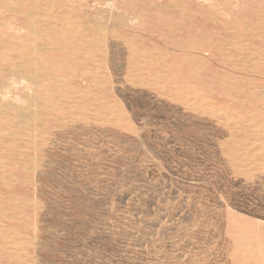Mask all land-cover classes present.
Returning a JSON list of instances; mask_svg holds the SVG:
<instances>
[{
  "label": "rangeland",
  "instance_id": "obj_1",
  "mask_svg": "<svg viewBox=\"0 0 264 264\" xmlns=\"http://www.w3.org/2000/svg\"><path fill=\"white\" fill-rule=\"evenodd\" d=\"M120 1L0 0V263L264 264V0Z\"/></svg>",
  "mask_w": 264,
  "mask_h": 264
},
{
  "label": "bare ground",
  "instance_id": "obj_2",
  "mask_svg": "<svg viewBox=\"0 0 264 264\" xmlns=\"http://www.w3.org/2000/svg\"><path fill=\"white\" fill-rule=\"evenodd\" d=\"M2 1H4V0H2ZM21 1V0H20ZM34 1V0H33ZM51 1V0H50ZM54 1V0H53ZM77 1V0H76ZM120 1V0H119ZM139 1V0H138ZM200 0H198L197 2H199ZM204 1V0H203ZM218 1V0H217ZM224 1V0H223ZM222 1V2H223ZM234 1V0H233ZM247 1V0H246ZM260 1V0H259ZM27 2V1H26ZM58 2V1H57ZM64 2V1H63ZM121 2V1H120ZM142 2H143V0H142ZM146 2V1H145ZM206 2V1H205ZM220 2V1H219ZM221 2V3H222ZM249 2V1H248ZM247 2V3H248ZM256 2V1H255ZM42 3V2H41ZM61 3V2H60ZM67 3V2H66ZM172 3V2H171ZM210 3V2H209ZM212 3V2H211ZM210 3V4H211ZM256 3H258V2H256ZM58 4V3H57ZM68 4H70V3H67V5ZM148 4V3H147ZM152 4V3H151ZM166 4V3H165ZM187 4V3H186ZM205 4V3H204ZM203 4V5H204ZM218 4V3H217ZM1 5H3V4H1ZM17 5V4H16ZM23 5V4H22ZM65 5V4H64ZM73 5V4H72ZM81 5V4H80ZM128 5V4H127ZM138 5H140V3L138 4ZM167 5V4H166ZM215 5V4H214ZM7 6V5H6ZM6 6H5V8H6ZM21 6V5H20ZM70 6H71V4H70ZM77 6V5H76ZM108 6V5H107ZM125 6V5H124ZM142 6H145V5H142ZM149 6V5H148ZM213 6V5H212ZM216 6V5H215ZM229 6V5H228ZM251 6V5H250ZM255 6V5H254ZM147 7V6H146ZM187 7V6H186ZM224 7V6H223ZM233 7V6H232ZM249 7V6H248ZM260 7V6H259ZM59 8V7H58ZM66 8V7H65ZM78 8V7H77ZM142 8V7H141ZM191 8V7H190ZM201 8V7H200ZM208 8V7H207ZM222 8V7H221ZM234 8V7H233ZM68 9V8H67ZM136 9V8H135ZM195 9V8H194ZM197 9H198V7H197ZM214 9V8H213ZM24 10V9H23ZM45 10V9H44ZM59 10H60V8H59ZM58 10V11H59ZM77 10V9H76ZM75 10V11H76ZM84 10V9H83ZM82 10V11H83ZM86 10V9H85ZM241 10V9H240ZM261 10V9H260ZM74 11V12H75ZM81 11V10H80ZM87 11V10H86ZM149 11V10H148ZM164 11H166V10H164ZM242 11V10H241ZM244 11V10H243ZM68 12H69V9H68ZM162 12V11H161ZM174 12V11H173ZM218 12V11H217ZM233 12V11H232ZM240 12V11H239ZM261 12V11H260ZM30 13V12H29ZM81 13V12H80ZM159 13V12H158ZM157 12L155 13V14H158ZM168 13V12H167ZM222 13H224V12H222ZM234 13L235 12H233V15H234ZM241 13V12H240ZM247 13V12H246ZM49 14H50V12H49ZM53 14V13H52ZM60 14H62V13H60ZM64 14V13H63ZM62 14V15H63ZM238 14V13H237ZM3 15V14H2ZM20 15H22L21 13H20ZM71 15V14H70ZM185 15V14H184ZM219 15H221V14H219ZM230 15H232V14H230ZM13 16V15H12ZM50 16V15H49ZM84 16V15H83ZM82 16V17H83ZM165 16V15H164ZM168 16V15H167ZM175 16H176V14H175ZM207 16V15H206ZM225 16H226V13H225ZM236 16V15H235ZM1 17H3L4 18V16H1ZM35 17V16H34ZM69 17V16H68ZM104 17V16H103ZM162 17V16H161ZM170 17V16H169ZM208 17V16H207ZM232 17V16H231ZM242 17H244V16H242ZM246 17H248V16H246ZM253 17V16H252ZM258 17V16H257ZM2 18V19H3ZM17 18V17H16ZM44 17H42V19H43ZM51 18H52V16H51ZM58 18V17H57ZM62 18V17H61ZM71 18V17H70ZM70 18H69V20H70ZM150 18V17H149ZM224 18V17H223ZM250 18V17H249ZM10 19V18H9ZM20 19V18H19ZM39 19V18H38ZM41 19V18H40ZM39 19V20H40ZM50 19V18H49ZM49 19H47V20H49ZM53 19V18H52ZM63 19H65V18H63ZM154 19V18H153ZM153 19H152V21H153ZM164 19H165V17H164ZM192 19V18H191ZM200 19H201V16H200ZM242 19V18H241ZM4 20H6V19H4ZM3 20V21H4ZM151 20V19H150ZM156 20V19H155ZM194 20V19H193ZM209 20V19H208ZM222 20V19H221ZM227 20H229V19H227ZM239 20V19H238ZM254 20V19H253ZM56 21V20H55ZM72 21V20H71ZM74 21V20H73ZM76 21V20H75ZM147 21V20H146ZM181 21V20H180ZM183 21V20H182ZM245 21V20H244ZM69 22V21H68ZM162 22V21H161ZM174 22V21H173ZM186 22V21H185ZM189 22V21H188ZM191 22V21H190ZM199 22V21H198ZM205 22V21H204ZM213 22V21H212ZM226 22H228V21H226ZM249 22V21H248ZM258 22V21H257ZM76 23H78L77 21H76ZM151 23H153V22H151ZM155 23V22H154ZM164 23V22H163ZM184 23V22H183ZM192 23V22H191ZM245 23H246V21H245ZM72 24V23H71ZM74 24V23H73ZM80 24V23H79ZM193 24V23H192ZM199 24V23H198ZM234 24H235V22H234ZM234 24H232V25H234ZM240 24V23H239ZM249 24V23H248ZM29 25V24H28ZM178 25V24H177ZM194 25V24H193ZM197 25V24H196ZM218 25V24H217ZM250 25V24H249ZM160 26V25H159ZM207 26V25H206ZM206 26H204V27H206ZM214 26V25H213ZM10 27V26H9ZM186 27H188V25L186 26ZM190 27V26H189ZM194 27V26H193ZM200 27V26H199ZM219 27V26H218ZM27 28V27H26ZM25 28V29H26ZM65 28V27H64ZM66 28H68V27H66ZM83 28V27H82ZM196 28V27H195ZM256 28V27H255ZM254 28V29H255ZM9 29H11V28H9ZM16 29V28H15ZM21 29V28H20ZM24 29V28H23ZM43 29V28H42ZM101 29V28H100ZM103 29V28H102ZM125 29H126V27H125ZM128 29V28H127ZM137 29V28H136ZM159 29V28H158ZM199 29H201V27L199 28ZM208 29V28H207ZM225 29V28H224ZM245 29V28H244ZM19 30V29H18ZM47 30V29H46ZM52 30V29H51ZM55 30V29H54ZM130 30V29H129ZM146 30V29H145ZM150 30V29H149ZM177 30V29H176ZM198 30V29H197ZM202 30H204V29H202ZM216 30V29H215ZM223 30V29H222ZM246 30V29H245ZM249 30V29H248ZM77 31V30H76ZM80 31V30H79ZM178 31V30H177ZM181 31V30H180ZM196 31V30H195ZM194 31V32H195ZM201 31V30H200ZM211 31V30H210ZM213 31V30H212ZM253 31V30H252ZM251 31V32H252ZM255 31V30H254ZM15 32V31H14ZM19 32H21V31H19ZM22 32H23V30H22ZM57 32H60V31H57ZM67 33H68V31H66ZM101 32V31H100ZM102 32H103V30H102ZM123 32V31H122ZM140 32V31H139ZM147 32V31H146ZM198 32V31H197ZM202 32V31H201ZM215 32V31H214ZM213 32V33H214ZM223 32V31H222ZM256 32H257V30H256ZM11 33V32H10ZM17 33V32H16ZM70 33V32H69ZM72 33V32H71ZM143 33H145V32H143ZM180 33V32H179ZM186 33V32H185ZM196 33V32H195ZM212 33V32H211ZM226 33V32H225ZM242 33V32H241ZM253 33H255V32H253ZM61 34H63V33H61ZM66 34V33H65ZM64 34V35H65ZM125 34V33H124ZM133 34V33H132ZM149 34V33H148ZM201 34V33H200ZM240 34V33H239ZM243 34V33H242ZM105 35V34H104ZM103 35V36H104ZM123 35V34H122ZM139 35H140V33H139ZM156 35H158V34H156ZM183 35V34H182ZM193 35V34H192ZM227 35V34H226ZM230 35V34H229ZM249 35V34H248ZM11 36V35H10ZM20 36V35H19ZM23 36V35H22ZM102 36V37H103ZM106 36V35H105ZM179 36H180V34H179ZM184 36V35H183ZM182 36V37H183ZM245 36V35H244ZM250 36V35H249ZM25 37V36H24ZM64 37V36H63ZM69 37V36H68ZM70 37H72V36H70ZM78 37V36H77ZM130 37V36H129ZM144 37H147V36H144ZM192 37V36H191ZM199 37V36H198ZM235 37V36H234ZM246 37V36H245ZM263 37V36H262ZM9 38H11V37H9ZM150 38V37H149ZM158 38H160V36L158 37ZM187 37H185V39H186ZM20 39V38H19ZM85 39H87V38H85ZM102 39V38H101ZM145 39V38H144ZM152 39H154V38H152ZM189 39H190V37H189ZM252 39V38H251ZM13 40V39H12ZM16 40H17V38H16ZM76 40V39H75ZM103 40H105L104 38H103ZM135 40V39H134ZM138 40V39H137ZM9 41V40H8ZM24 41V40H23ZM32 41V40H31ZM95 41V40H94ZM147 41V40H146ZM166 41H167V39H166ZM27 42H28V40H27ZM58 42V41H57ZM114 42V41H113ZM150 42V41H149ZM161 42V41H160ZM186 42V41H185ZM225 42V41H224ZM223 42V43H224ZM250 42V41H249ZM254 42V41H253ZM16 43V42H15ZM18 43V42H17ZM19 43H21V42H19ZM66 43V42H65ZM74 43H76V42H74ZM105 43V42H104ZM142 43V42H141ZM153 43V42H152ZM162 43H163V41H162ZM165 43V42H164ZM184 43V42H183ZM222 43V44H223ZM23 44V43H22ZM28 44V43H27ZM34 44V43H33ZM85 44H86V42H85ZM85 44H83V45H85ZM90 44V43H89ZM100 44H103V43H100ZM115 44V43H114ZM133 44V43H132ZM172 44V43H171ZM250 44V43H249ZM255 44V43H254ZM261 44V43H260ZM14 45V44H13ZM19 45V44H18ZM31 45V44H30ZM156 45V44H155ZM224 45V44H223ZM8 46V45H7ZM20 46V45H19ZM48 46V45H47ZM56 46V45H55ZM67 46V45H66ZM82 46V45H81ZM91 46V45H90ZM157 46V45H156ZM163 46V45H162ZM176 46V45H175ZM10 47V46H9ZM8 47V48H9ZM17 47V46H16ZM84 47V46H83ZM86 47H88V46H86ZM164 47H165V45H164ZM106 48V47H105ZM20 49V48H19ZM66 49V48H65ZM159 49V48H158ZM10 50H11V47H10ZM107 50V49H106ZM172 50V49H171ZM197 50V49H196ZM202 50V49H201ZM235 50V49H234ZM252 50V49H251ZM6 52H7V50H5ZM129 51H131V50H129ZM165 51V50H164ZM192 51V50H191ZM33 52V51H32ZM81 52H83V51H81ZM196 52V51H195ZM233 52V51H232ZM13 53H14V51H13ZM12 53V54H13ZM39 53V52H38ZM80 53V52H79ZM96 53V52H95ZM99 53V52H98ZM130 53V52H129ZM24 54V53H23ZM30 54V53H29ZM42 54V53H41ZM72 54H73V52H72ZM76 54V53H75ZM83 54V53H82ZM87 54V56L89 55L88 53H86ZM186 54V53H185ZM196 54V53H195ZM253 54V53H252ZM0 55H1V53H0ZM15 55V54H14ZM37 55H39V54H37ZM47 55V54H46ZM51 55V54H50ZM60 55V54H59ZM215 55V54H214ZM6 56V55H5ZM12 56V55H11ZM24 56V55H23ZM29 56V55H28ZM53 56H54V54H53ZM56 56V55H55ZM79 56V55H78ZM83 56V55H82ZM165 56H167V55H165ZM177 56V55H176ZM184 56V55H183ZM204 56V55H203ZM216 56V55H215ZM220 56V55H219ZM244 56V55H243ZM4 57V56H3ZM21 57V56H20ZM40 57V56H39ZM44 57H45V55H44ZM48 57V56H47ZM136 57V56H135ZM208 57V56H207ZM207 57H205V58H207ZM5 58H7V56L5 57ZM23 58V57H22ZM63 58V57H62ZM10 59V58H9ZM12 59V58H11ZM91 59V58H90ZM140 59V58H139ZM172 59H174V58H172ZM226 59V58H225ZM5 60V59H4ZM14 61H15V59H13ZM46 60V59H45ZM49 60V59H48ZM78 60V59H77ZM80 60V59H79ZM169 60V59H168ZM18 61V60H17ZM22 61V60H21ZM27 61V60H26ZM53 61V60H52ZM75 61V60H74ZM217 61V60H216ZM8 62H10V61H8ZM13 62V61H12ZM36 62V61H35ZM96 62V61H95ZM173 63H174V61H173ZM181 63V62H180ZM217 63V62H216ZM7 64V63H6ZM17 64V63H16ZM35 64V63H34ZM33 64V65H34ZM42 64V63H41ZM211 64H212V61H211ZM262 64V63H261ZM20 65H22V64H20ZM32 65V66H33ZM67 65V64H66ZM73 65V64H72ZM94 65V64H93ZM213 65V64H212ZM215 65V64H214ZM5 66V65H4ZM7 66V65H6ZM29 67H30V65H28ZM56 66V65H55ZM69 66V65H68ZM77 66H79V65H77ZM111 66V65H110ZM184 66V65H183ZM186 66V65H185ZM261 66V65H260ZM25 67V66H24ZM28 67V68H29ZM44 67V66H43ZM53 67V66H52ZM212 67V66H211ZM217 67V66H216ZM19 67H17V69H18ZM22 68V67H21ZM117 68H118V66H117ZM221 68V67H220ZM225 68V67H224ZM232 68V67H231ZM230 68V69H231ZM42 68H40V70H41ZM93 69V68H92ZM214 69H215V67H214ZM219 69V68H218ZM230 69H228V70H230ZM5 70H6V68H5ZM13 70H14V68H13ZM26 70V69H25ZM115 70V69H114ZM36 71H38V70H36ZM43 71V70H42ZM45 71H47V70H45ZM97 71V70H96ZM176 71V70H175ZM218 71V70H217ZM216 71V72H217ZM233 71V70H232ZM49 72V71H48ZM104 72V71H103ZM6 73V72H5ZM12 73H14V72H12ZM12 73H10V74H12ZM76 73H78V72H76ZM80 73V72H79ZM78 73V74H79ZM82 73V72H81ZM186 73V72H185ZM189 73V72H188ZM191 73V72H190ZM210 73H211V71H210ZM233 73V72H232ZM235 73V72H234ZM233 73V74H234ZM21 74H23V73H21ZM32 74V73H31ZM52 74V73H51ZM106 74V73H105ZM177 74V73H176ZM193 74V73H192ZM205 74V73H204ZM214 74V73H213ZM239 73H237V76H239L238 75ZM245 74V73H244ZM247 74V73H246ZM16 75V74H15ZM14 75V76H15ZM38 75V74H37ZM50 75V74H49ZM70 75V74H69ZM82 75H84V74H82ZM81 75V76H82ZM86 75V74H85ZM89 75V74H88ZM190 75V74H189ZM202 75H203V73H202ZM222 75V74H221ZM228 75V74H227ZM12 76V75H11ZM21 76H23V75H21ZM45 76V75H44ZM43 76V77H44ZM74 76V75H73ZM181 76H182V74H181ZM207 76V75H206ZM243 76H247V75H243ZM24 77V76H23ZM26 77V76H25ZM30 77V76H29ZM78 77V76H77ZM122 77V76H121ZM192 77V76H191ZM194 77V76H193ZM192 77V78H193ZM228 77V76H227ZM239 77H242V76H239ZM30 78H32V77H30ZM51 78V77H50ZM181 78V77H180ZM191 78V79H192ZM202 78V77H201ZM211 79H212V77H210ZM214 78H216L215 76H214ZM222 78V77H221ZM221 78H219V79H221ZM229 78V77H228ZM231 78V77H230ZM232 78H234V77H232ZM256 78V77H255ZM53 79V78H52ZM86 79H88V78H86ZM146 79V78H145ZM10 80H12V79H10ZM36 80V79H35ZM90 80V79H89ZM124 80V79H123ZM149 80V79H148ZM156 80V79H155ZM177 80V79H176ZM216 80V79H215ZM260 80V79H259ZM264 80V79H263ZM28 81V80H27ZM26 81V82H27ZM30 81V80H29ZM37 81V80H36ZM152 81V80H151ZM199 81V80H198ZM213 81V80H212ZM217 81V80H216ZM237 81V80H236ZM4 82V81H3ZM13 82V81H12ZM23 82H25V81H23ZM31 82V81H30ZM156 82V81H155ZM190 82V81H189ZM214 82V81H213ZM230 82V81H229ZM228 82V83H229ZM67 83V82H66ZM84 83V82H83ZM179 83V82H178ZM220 83V82H219ZM79 84V83H78ZM91 84V83H90ZM193 84V83H192ZM195 84V83H194ZM209 84V83H208ZM240 84V83H239ZM245 84V83H244ZM6 85V84H5ZM13 85H14V83H13ZM108 85V84H107ZM199 85V84H198ZM241 85V84H240ZM257 85V84H256ZM117 86V85H116ZM179 86V85H178ZM202 86V85H201ZM213 86H214V84H213ZM216 86H217V84H216ZM258 86H259V84H258ZM207 87V86H206ZM229 87H231V86H229ZM228 87V88H229ZM242 87V86H241ZM8 88V87H7ZM27 88V87H26ZM118 88V87H117ZM204 88V87H203ZM212 88V87H211ZM214 88V87H213ZM232 88H233V86H232ZM17 89H18V87H17ZM43 89V88H42ZM215 89V88H214ZM8 90V89H7ZM58 90V89H57ZM135 90V89H134ZM257 90V89H256ZM56 91V90H55ZM60 91V90H59ZM205 91H207V90H205ZM218 91V90H217ZM222 91V90H221ZM225 91V90H224ZM230 91V90H229ZM159 92V91H158ZM245 92V91H244ZM258 92V91H257ZM260 92V91H259ZM1 93V92H0ZM8 93V92H7ZM29 93V92H28ZM32 93V92H31ZM57 93V92H56ZM77 93V92H76ZM88 93V92H87ZM148 93V92H147ZM161 93V92H160ZM242 93V92H241ZM9 94V93H8ZM30 94V93H29ZM62 94V93H61ZM73 94V93H72ZM75 94V93H74ZM121 94V93H120ZM139 94V93H138ZM209 94V93H208ZM214 94V93H213ZM232 94V93H231ZM230 94V95H231ZM246 94H248V93H246ZM250 94V93H249ZM45 95V94H44ZM82 96H83V94H81ZM205 95H206V93H205ZM221 95V94H220ZM250 95H252V94H250ZM112 96V95H111ZM171 96V95H170ZM235 96V95H234ZM249 96V95H248ZM0 97H1V95H0ZM209 97V96H208ZM233 97V96H232ZM238 97H240V96H238ZM8 98H9V95H8ZM104 98V97H103ZM116 98V97H115ZM153 98V97H152ZM250 98V97H249ZM2 99V98H1ZM21 99V98H20ZM20 99H18V100H20ZM29 99H30V96H29ZM65 99V98H64ZM150 99V98H149ZM214 99V98H213ZM232 99V98H231ZM21 100H25V99H21ZM54 101H55V99H53ZM82 100V99H81ZM122 100H124V99H122ZM234 100V99H233ZM251 100V99H250ZM57 101V100H56ZM69 101V100H68ZM125 101H127V100H125ZM129 101V100H128ZM198 101V100H197ZM224 101V100H223ZM252 101H254V100H252ZM251 101V102H252ZM22 102V101H21ZM51 102V104H52V101H50ZM136 102V101H135ZM153 102V101H152ZM169 102V101H168ZM12 103V102H11ZM14 103V102H13ZM46 103V102H45ZM86 103V102H85ZM104 103V102H103ZM132 103H134V102H132ZM164 103V102H163ZM184 103V102H183ZM220 103V102H219ZM88 104V103H87ZM102 104V103H101ZM162 104V103H161ZM166 104V103H165ZM164 104V105H165ZM249 104V103H248ZM247 104V105H248ZM257 104V103H256ZM62 105V104H61ZM73 105V104H72ZM83 105V104H82ZM99 105V104H98ZM103 105V104H102ZM113 105V104H112ZM111 105V106H112ZM251 104H249V106H250ZM20 106V105H19ZM19 106H17V108L19 107ZM25 106V105H24ZM21 107V106H20ZM28 107V106H27ZM114 107V106H113ZM146 107V106H145ZM152 107V106H151ZM165 107V106H164ZM239 107V106H238ZM252 107H253V105H252ZM255 107V106H254ZM0 108H2V107H0ZM4 108V107H3ZM17 108H15L16 109V112H17ZM72 108V107H71ZM81 108V107H80ZM124 108V107H123ZM159 108V107H158ZM184 108V107H183ZM256 108V107H255ZM13 109V108H12ZM14 109V110H15ZM29 109V108H28ZM114 109V108H113ZM112 109V110H113ZM137 109V108H136ZM168 109V108H167ZM258 109V108H257ZM54 110V109H53ZM86 110V109H85ZM103 110V109H102ZM127 110V109H126ZM135 110V109H134ZM141 110H144V109H141ZM141 110H140V112H141ZM166 110V109H165ZM181 110V109H180ZM161 111V110H160ZM162 111H163V109H162ZM34 112V111H33ZM133 112V111H132ZM145 112V111H144ZM164 112V111H163ZM250 112V111H249ZM13 113V112H12ZM104 113H106V112H104ZM134 113V112H133ZM162 113V112H161ZM199 113V112H198ZM198 113H197V115H198ZM108 114V113H107ZM132 114V113H131ZM143 114V113H142ZM146 115L145 116H147V113H145ZM152 114V113H151ZM169 114V113H168ZM255 114V113H254ZM77 115V114H76ZM104 115V114H103ZM106 115V114H105ZM104 115V116H105ZM117 115V114H116ZM133 115V114H132ZM229 115V114H228ZM83 116V115H82ZM149 116V115H148ZM147 116V117H148ZM151 116V115H150ZM191 116V115H190ZM189 116V117H190ZM227 116V115H226ZM236 116V115H235ZM255 116V115H254ZM168 117H169V115H168ZM86 118V117H85ZM183 118V117H182ZM88 119V118H87ZM114 119H116V118H114ZM146 119V118H145ZM241 119V118H240ZM260 119H262V118H260ZM112 120V119H111ZM154 120V119H153ZM156 120V119H155ZM158 120V119H157ZM177 120V119H176ZM196 120V119H195ZM224 120V119H223ZM8 121H9V119H8ZM83 121V120H82ZM92 121H94V120H92ZM198 121V120H197ZM13 122V121H12ZM44 122V121H43ZM51 122V121H50ZM99 122V121H98ZM112 122V121H111ZM47 123V122H46ZM121 123V122H120ZM148 123V122H147ZM67 124V123H66ZM184 124V123H183ZM220 124V123H219ZM228 124V123H227ZM242 124V123H241ZM240 124V125H241ZM4 125V124H3ZM111 125V124H110ZM134 125V124H133ZM185 125V124H184ZM194 125V124H193ZM213 125V124H212ZM1 126V125H0ZM5 126V125H4ZM52 126V125H51ZM59 126V125H58ZM153 126V125H152ZM243 126H245V125H243ZM250 126H252V125H250ZM264 126V125H263ZM262 126V127H263ZM166 127V126H165ZM184 127V126H183ZM231 127V126H230ZM7 128V127H6ZM9 128V127H8ZM16 128V127H15ZM111 128V127H110ZM129 128H130V126H129ZM153 128V127H152ZM168 128V127H167ZM173 128V127H172ZM190 128V127H189ZM201 128H202V126H201ZM241 128V127H240ZM68 129V128H67ZM115 129V128H114ZM120 129V128H119ZM185 129V128H184ZM211 129V128H210ZM233 129V128H232ZM244 129V128H243ZM10 130V129H9ZM113 130V129H112ZM118 130V129H117ZM132 130H134V129H132ZM183 130V129H182ZM188 130V129H187ZM194 130H197V129H194ZM201 130V129H200ZM223 130V129H222ZM249 130V129H248ZM23 131V130H22ZM68 131V130H67ZM105 131V130H104ZM136 131V130H135ZM218 131V130H217ZM220 131V130H219ZM218 131V132H219ZM255 131V130H254ZM5 132V131H4ZM3 132V133H4ZM32 132V131H31ZM56 132V131H55ZM107 132V131H106ZM119 132V131H118ZM143 132V131H142ZM167 132H169V131H167ZM196 132V131H195ZM203 132V131H202ZM214 132V131H213ZM258 132V131H257ZM263 132V131H262ZM1 133V132H0ZM3 133H1V134H3ZM6 133V132H5ZM101 133H103V130H102V132ZM122 133V132H121ZM131 133V132H130ZM182 133H183V131H182ZM188 133H189V131H188ZM215 133V132H214ZM217 133V132H216ZM179 134V133H178ZM201 134H203V133H201ZM32 135V134H31ZM112 136H113V134H111ZM247 135V134H246ZM245 135V136H246ZM257 135L259 136V134L257 133ZM262 135V134H261ZM115 136V135H114ZM113 136V137H114ZM146 136V135H145ZM172 136V135H171ZM188 136V135H187ZM234 136V135H233ZM23 137V136H22ZM49 137V136H48ZM120 137V136H119ZM252 137V136H251ZM68 138V137H67ZM131 138H133V137H131ZM237 138V137H236ZM242 138V137H241ZM263 138V137H262ZM116 139V138H115ZM169 139V138H168ZM182 139V138H181ZM111 140H113V139H111ZM135 140H137V139H135ZM141 140V139H140ZM156 140V139H155ZM228 140V139H227ZM259 140V139H258ZM6 141V140H5ZM30 141V140H29ZM134 141V140H133ZM144 141V140H143ZM157 141V140H156ZM170 141H172V140H170ZM186 141V140H185ZM240 141V140H239ZM242 141V140H241ZM6 142H8V141H6ZM136 142V141H135ZM168 142V141H167ZM251 142V141H250ZM95 143V142H94ZM144 143V142H143ZM142 143V144H143ZM147 143H149V141L148 142H146V144ZM153 143V142H152ZM193 143V142H192ZM208 143V142H207ZM211 143V142H210ZM229 143V142H228ZM241 143V142H240ZM255 143V142H254ZM10 144V143H9ZM82 144V143H81ZM106 144V143H105ZM117 144H118V142H117ZM151 144V143H150ZM160 144V143H159ZM190 144V143H189ZM230 144V143H229ZM234 144V143H233ZM236 144V143H235ZM246 144V143H245ZM253 144V143H252ZM263 144V143H262ZM11 145H12V143H11ZM140 145V144H139ZM145 145V144H144ZM153 145H154V143H153ZM155 145H158V144H155ZM191 145V144H190ZM123 146V145H122ZM134 146V145H133ZM146 146V145H145ZM167 146V145H166ZM165 146V147H166ZM13 147V146H12ZM19 147H21V146H19ZM34 147V146H33ZM70 147V146H69ZM96 147V146H95ZM120 147V146H119ZM141 147V146H140ZM147 147V146H146ZM152 147V146H151ZM198 147V146H197ZM233 147V146H232ZM255 147V146H254ZM11 148V147H10ZM16 148V147H15ZM47 148V147H46ZM136 148V147H135ZM195 148H196V146H195ZM234 148V147H233ZM232 148V149H233ZM237 148V147H236ZM22 149H23V147H22ZM27 149V148H26ZM124 149V148H123ZM131 149V148H130ZM225 149V148H224ZM230 149V148H229ZM228 149V150H229ZM243 149V148H242ZM245 149V148H244ZM127 150V149H126ZM168 150V149H167ZM177 150V149H176ZM236 150V149H235ZM238 150V149H237ZM253 150H255L256 151V149H253ZM113 151V150H112ZM138 151V150H137ZM162 151V150H161ZM230 151V150H229ZM247 151H250V150H247ZM246 151V152H247ZM96 152V151H95ZM132 152V151H131ZM144 152V151H143ZM189 152V151H188ZM245 152V153H246ZM252 152V151H251ZM262 152V151H261ZM138 153V152H137ZM136 153V154H137ZM141 153V152H140ZM148 153V152H147ZM157 153V152H156ZM230 153H232V152H230ZM244 153V154H245ZM259 153V152H258ZM95 154V153H94ZM124 154V153H123ZM200 154V153H199ZM247 154V153H246ZM96 155V154H95ZM125 155V154H124ZM190 155V154H189ZM226 155V154H225ZM229 155V154H228ZM257 155V154H256ZM261 155H262V153H261ZM263 155H264V153H263ZM44 156V155H43ZM47 156H48V154H47ZM70 157V156H69ZM144 157V156H143ZM208 157V156H207ZM211 157V156H210ZM236 157V156H235ZM31 158V157H30ZM130 158V157H129ZM133 158V157H132ZM226 158V157H225ZM248 158V157H247ZM254 158V157H253ZM150 159V158H149ZM163 159V158H162ZM238 160H239V158H237ZM257 159V158H256ZM260 159V158H259ZM259 159H257V161L259 160ZM144 160V159H143ZM155 160V159H154ZM165 160H167V159H165ZM223 160V159H222ZM233 160V159H232ZM241 160V159H240ZM247 160V159H246ZM90 161V160H89ZM91 161H92V159H91ZM134 161V160H133ZM137 161V160H136ZM146 161V160H145ZM224 161V160H223ZM262 161V160H261ZM146 162H148V160L146 161ZM191 162V161H190ZM230 162V161H229ZM240 162V161H239ZM264 162V161H263ZM130 163V162H129ZM134 163V162H133ZM248 163V162H247ZM181 164V163H180ZM210 164V163H209ZM107 165V164H106ZM128 165V164H127ZM158 165V164H157ZM182 165V164H181ZM186 165V164H185ZM237 165V164H236ZM252 165V164H251ZM19 166V165H18ZM37 166V165H36ZM122 166V165H121ZM148 166V165H147ZM161 166V165H160ZM166 166V165H165ZM183 166V165H182ZM195 166V165H194ZM214 166V165H213ZM240 166V165H239ZM244 165H242V167H243ZM248 166V165H247ZM252 166H254V165H252ZM179 167H181V166H179ZM28 168V167H27ZM118 168V167H117ZM146 168V167H145ZM144 168V169H145ZM172 168V167H171ZM212 168V167H211ZM229 168H231V167H229ZM228 168V169H229ZM15 169V168H14ZM92 169V168H91ZM148 169V168H147ZM210 169V168H209ZM233 169V168H232ZM235 169V168H234ZM117 170V169H116ZM130 170V169H129ZM133 170V169H132ZM138 170V169H137ZM215 170V169H214ZM241 170V169H240ZM251 170V169H250ZM146 171V170H145ZM148 171V170H147ZM198 171H199V169H198ZM210 171V170H209ZM243 171V170H242ZM22 172V171H21ZM100 172V171H99ZM107 171H105V173H106ZM143 172V171H142ZM222 172V171H221ZM234 172V171H233ZM103 173V172H102ZM111 173V172H110ZM109 173V174H110ZM118 173V172H117ZM161 173V172H160ZM174 173V172H173ZM172 173V174H173ZM218 173V172H217ZM231 173V172H230ZM237 173V172H236ZM244 173V172H243ZM34 174V173H33ZM104 174V173H103ZM115 174V173H114ZM122 174V173H121ZM145 174V173H144ZM149 174V173H148ZM162 174V173H161ZM166 174V173H165ZM214 174V173H213ZM221 174V173H220ZM238 174V173H237ZM18 175H19V173H18ZM24 175V174H23ZM107 175V174H106ZM232 175V174H231ZM240 175V174H239ZM20 176V175H19ZM120 176V175H119ZM132 176V175H131ZM166 176V175H165ZM217 176V175H216ZM227 176V175H226ZM233 176V175H232ZM238 176V175H237ZM18 177V176H17ZM21 177V176H20ZM114 177H115V175H114ZM118 177V176H117ZM140 177V176H139ZM150 177V176H149ZM167 177V176H166ZM221 177V176H220ZM236 177V176H235ZM19 178V177H18ZM22 178V177H21ZM119 178V177H118ZM142 178V177H141ZM147 178V177H146ZM244 178H245V176H244ZM104 179V178H103ZM130 179V178H129ZM148 179V178H147ZM221 179V178H220ZM246 179V178H245ZM106 180H109V178L108 179H106ZM131 180H134V179H131ZM157 180V179H156ZM167 180V179H166ZM213 180V179H212ZM211 180V181H212ZM240 180V179H239ZM243 180V179H242ZM253 180V179H252ZM105 181V180H104ZM119 181V180H118ZM136 181V180H135ZM215 181V180H214ZM226 181H229V180H226ZM254 181V180H253ZM25 182V181H24ZM128 182V181H127ZM143 182V181H142ZM256 182V181H255ZM84 183V182H83ZM82 183V184H83ZM130 183V182H129ZM175 183V182H174ZM241 183V182H240ZM7 184V183H6ZM89 184V183H88ZM122 184V183H121ZM137 184H139V183H137ZM198 184H199V182H198ZM197 184V185H198ZM203 184V183H202ZM219 184V183H218ZM2 185H4V184H2ZM99 185V184H98ZM142 185V184H141ZM140 185V186H141ZM181 185V184H180ZM221 185V184H220ZM236 185V184H235ZM118 186V185H117ZM122 186V185H121ZM139 186V185H138ZM162 186V185H161ZM201 186V185H200ZM224 186H225V184H224ZM226 186H227V184H226ZM229 186V185H228ZM96 187V186H95ZM119 187V186H118ZM117 187V188H118ZM163 187V186H162ZM215 187H216V185H215ZM113 188V187H112ZM111 188V189H112ZM143 188V187H142ZM152 188V187H151ZM249 188H251V187H249ZM10 189V188H9ZM19 189V188H18ZM100 189V188H99ZM114 189V188H113ZM127 189H128V187H127ZM183 189V188H182ZM200 189V188H199ZM237 189V188H236ZM140 190H142V189H140ZM154 190V189H153ZM175 190V189H174ZM177 190H179V189H177ZM222 190H223V188H222ZM253 190V189H252ZM101 191V190H100ZM108 191V190H107ZM111 191V190H110ZM113 191V190H112ZM127 191V190H126ZM189 191V190H188ZM197 191V190H196ZM229 191H231V190H229ZM235 191V190H234ZM10 192V191H9ZM119 192V191H118ZM139 192V191H138ZM153 192V191H152ZM169 192V191H168ZM214 192V191H213ZM220 192V191H219ZM244 192V191H243ZM242 192V193H243ZM155 193V192H154ZM181 193V192H180ZM152 194V193H151ZM165 194V193H164ZM207 194V193H206ZM231 194V193H230ZM235 194H237V193H235ZM255 194V193H254ZM79 195V194H78ZM89 195V194H88ZM103 195V194H102ZM111 195V194H110ZM168 195V194H167ZM169 195H170V193H169ZM193 195V194H192ZM223 195V194H222ZM234 195V194H233ZM238 195V194H237ZM246 195H247V193H246ZM136 196V195H135ZM138 197H139V195H137ZM151 196V195H150ZM150 196H148V197H150ZM208 196V195H207ZM209 196H211V195H209ZM243 196V195H242ZM73 197V196H72ZM77 197V196H76ZM105 197V196H104ZM107 197V196H106ZM144 197H146V196H144ZM160 197H162V196H160ZM192 197V196H191ZM197 197V196H196ZM237 197V196H236ZM244 197H245V194H244ZM249 197V196H248ZM255 197V196H254ZM258 197V196H257ZM107 198H111V197H107ZM132 198H134V197H132ZM131 198V199H132ZM211 198V197H210ZM215 198V197H214ZM228 198H230V197H228ZM227 198V199H228ZM251 198V197H250ZM86 199V198H85ZM84 199V200H85ZM104 199H106V198H104ZM247 199V198H246ZM253 199V198H252ZM251 199V200H252ZM254 199H256V198H254ZM258 199V198H257ZM82 200V199H81ZM91 200V199H90ZM144 200H146V199H144ZM143 200V201H144ZM223 200V199H222ZM249 200V199H248ZM2 201V200H1ZM6 201V200H5ZM138 201V200H137ZM232 201V200H231ZM234 201V200H233ZM232 201V202H233ZM254 201V200H253ZM263 201V200H262ZM47 202V201H46ZM188 202V201H187ZM190 202H191V200H190ZM211 202V201H210ZM6 203H8V202H6ZM75 203V202H74ZM105 203V202H104ZM142 203V202H141ZM201 203V202H200ZM225 203V202H224ZM256 203V202H255ZM260 203V202H259ZM108 204V203H107ZM112 204V203H111ZM45 205V204H44ZM114 205V204H113ZM251 205V204H250ZM31 206V205H30ZM47 206V205H46ZM74 206V205H73ZM238 206H239V204H238ZM16 207V206H15ZM112 207V206H111ZM259 207V206H258ZM264 207V206H263ZM171 208V207H170ZM169 208V209H170ZM190 208V207H189ZM6 209H8V208H6ZM16 209V208H15ZM48 209H49V207H48ZM63 209V208H62ZM119 209V208H118ZM138 209V208H137ZM192 209V208H191ZM9 210V209H8ZM32 210V209H31ZM106 210V209H105ZM131 210V209H130ZM136 210V209H135ZM157 210V209H156ZM168 210V209H167ZM196 210H197V208H196ZM242 210V209H241ZM255 210V209H254ZM53 211V210H52ZM63 211V210H62ZM96 211V210H95ZM98 211V210H97ZM128 211V210H127ZM132 211H134V209L132 210ZM131 211V212H132ZM138 211V210H137ZM141 211H143V210H141ZM190 211V210H189ZM228 211V210H227ZM238 211V210H237ZM243 211V210H242ZM47 212V211H46ZM83 212V211H82ZM114 212V211H113ZM117 212V211H116ZM187 212V211H186ZM203 212V211H202ZM205 212V211H204ZM248 212V211H247ZM34 213V212H33ZM39 213V212H38ZM44 213V212H43ZM59 213V212H58ZM75 213V212H74ZM129 213V212H128ZM143 213V212H142ZM168 213V212H167ZM170 213V212H169ZM253 213V212H252ZM251 213V214H252ZM87 214V213H86ZM96 214V213H95ZM95 214H94V216H95ZM109 214V213H108ZM107 214V215H108ZM120 214V213H119ZM163 214V213H162ZM171 214V213H170ZM229 214H231V211H230V213ZM234 214H235V211H234ZM239 214V213H238ZM238 214H235V215H238ZM250 214V213H249ZM32 215V214H31ZM46 215H47V213H46ZM63 215V214H62ZM110 215H111V213H110ZM123 215V214H122ZM144 215V214H143ZM159 214L157 213V216H158ZM172 215V214H171ZM187 215H188V212H187ZM201 215V214H200ZM216 215H218V214H216ZM261 215V214H260ZM35 216V215H34ZM70 216V215H69ZM84 216V215H83ZM156 216V217H157ZM160 216V215H159ZM170 216V215H169ZM168 216V217H169ZM197 216V215H196ZM201 216H203V215H201ZM205 216H207L206 214H205ZM204 216V217H205ZM227 216V215H226ZM230 216V215H229ZM249 216H251V215H249ZM254 216V215H253ZM252 216V217H253ZM72 217V216H71ZM74 217V216H73ZM101 217V216H100ZM111 217V216H110ZM114 217V216H113ZM118 217V216H117ZM163 217V216H162ZM165 217V216H164ZM199 217V216H198ZM221 217H223V216H221ZM242 217V216H241ZM262 217V216H261ZM261 217H260V219H261ZM36 218V217H35ZM91 218H93V217H91ZM131 218V217H130ZM201 218V217H200ZM208 218H211L210 217V215L208 216ZM21 219V218H20ZM19 219V220H20ZM69 219V218H68ZM72 219H74V218H72ZM81 219V218H80ZM83 219V218H82ZM113 219V218H112ZM141 219V218H140ZM153 219V218H152ZM170 219V218H169ZM207 219V218H206ZM214 219V218H213ZM220 219V218H219ZM219 219H217V220H219ZM231 219V218H230ZM234 219H236V218H234ZM234 219H232V220H234ZM238 219H239V217H238ZM251 219V218H250ZM249 219V220H250ZM258 219V218H257ZM22 220V219H21ZM26 220V219H25ZM24 220V221H25ZM29 220V219H28ZM104 220H105V218H104ZM110 220V219H109ZM124 220V219H123ZM158 220V219H157ZM194 220V219H193ZM205 220V219H204ZM212 220V219H211ZM240 220V219H239ZM30 221V220H29ZM40 221V220H39ZM76 221V220H75ZM80 221V220H79ZM83 221H85V220H83ZM98 221V220H97ZM112 221V220H111ZM115 221H117V220H115ZM199 221V220H198ZM216 221V220H215ZM241 221V220H240ZM31 222V221H30ZM87 222V221H86ZM118 222H119V220H118ZM152 222V221H151ZM194 222V221H193ZM200 222V221H199ZM212 222H213V220H212ZM219 222V221H218ZM238 222V221H237ZM259 222V221H258ZM263 222V221H262ZM109 223V222H108ZM112 223V222H111ZM121 223H123V222H121ZM125 223V222H124ZM135 223V222H134ZM169 223V222H168ZM195 223H197V222H195ZM204 223V222H203ZM224 223V222H223ZM248 223V222H247ZM250 223V222H249ZM31 224V223H30ZM74 224V223H73ZM127 224V223H126ZM136 224V223H135ZM145 224V223H144ZM211 224V223H210ZM209 224V225H210ZM220 224V223H219ZM234 224V223H233ZM232 224V225H233ZM253 224H255V222L253 223ZM36 225V224H35ZM62 225H64V224H62ZM85 225V224H84ZM174 225V224H173ZM184 225V224H183ZM187 225V224H186ZM189 225V224H188ZM206 225V224H205ZM238 225V224H237ZM247 225H249V224H247ZM259 225V224H258ZM261 225H262V223H261ZM70 226V225H69ZM126 226V225H125ZM215 226V225H214ZM235 226V225H234ZM239 226V225H238ZM245 226H246V224H245ZM38 227V226H37ZM72 227V226H71ZM77 227V226H76ZM141 227V226H140ZM148 227V226H147ZM200 227V226H199ZM199 227L197 228V229H199ZM213 227V226H212ZM226 227V226H225ZM236 227V226H235ZM260 227V226H259ZM97 228V227H96ZM121 228V227H120ZM119 228V229H120ZM124 228V227H123ZM145 228H146V226H145ZM149 228V227H148ZM167 228H169V227H167ZM242 228V227H241ZM240 228V229H241ZM30 229V228H29ZM29 229H26V230H29ZM79 229V228H78ZM78 229H76V230H78ZM130 229V228H129ZM187 229V228H186ZM204 229V228H203ZM210 229V228H209ZM237 229V228H236ZM248 229V228H247ZM264 229V228H263ZM24 230V229H23ZM82 230V229H81ZM90 230V229H89ZM122 230V229H121ZM120 230V231H121ZM141 230V229H140ZM146 230V229H145ZM163 230V229H162ZM212 230V229H211ZM252 230V229H251ZM257 230V229H256ZM21 231V230H20ZM75 231V230H74ZM124 231V230H123ZM147 231V230H146ZM204 231V230H203ZM227 231V230H226ZM229 231V230H228ZM243 231H245V230H243ZM242 231V232H243ZM253 231V230H252ZM82 232V231H81ZM115 232V231H114ZM122 232V231H121ZM230 232H232V231H230ZM247 232V231H246ZM262 231H260V233H261ZM40 233V232H39ZM74 233V232H73ZM130 233V232H129ZM128 233V234H129ZM197 233H199V232H197ZM219 233V232H218ZM244 233V232H243ZM31 234V233H30ZM80 234V233H79ZM106 233H104V235H105ZM121 234V233H120ZM126 234V233H125ZM131 234V233H130ZM146 234H147V232H146ZM178 234H180V233H178ZM207 234V233H206ZM209 234H211V233H209ZM216 234V233H215ZM237 234V233H236ZM253 234H255V233H253ZM7 235V234H6ZM44 235V234H43ZM65 235V234H64ZM123 235V234H122ZM162 235V234H161ZM193 235V234H192ZM213 235V234H212ZM223 235V234H222ZM246 235V234H245ZM97 236V235H96ZM127 236V235H126ZM136 236H138V235H136ZM140 236H142V235H140ZM166 236V235H165ZM195 236V235H194ZM202 236V235H201ZM250 236V235H249ZM64 237V236H63ZM67 237V236H66ZM103 237V236H102ZM117 237V236H116ZM118 237H120V236H118ZM124 237V236H123ZM187 237H189L188 235H187ZM186 237V238H187ZM210 237V236H209ZM240 237V236H239ZM260 237V236H259ZM56 238V237H55ZM77 238H78V236H77ZM106 238H109V237H106ZM111 238H112V236H111ZM148 238V237H147ZM158 238V237H157ZM165 238V237H164ZM178 238H179V236H178ZM214 237H212V239H213ZM243 239H244V237H242ZM245 238H247V236L245 237ZM253 238H254V236H253ZM263 238V237H262ZM27 239V238H26ZM47 239V238H46ZM49 239V238H48ZM82 239H83V237H82ZM167 239V238H166ZM169 239V238H168ZM199 239V238H198ZM248 239H250V238H248ZM260 239H261V237H260ZM2 240H4V239H2ZM15 240V239H14ZM53 242H54V237H53ZM79 240V239H78ZM95 240V239H94ZM124 240H125V238H124ZM134 240V239H133ZM139 240V239H138ZM149 240V239H148ZM153 240V239H152ZM160 240V239H159ZM230 240V239H229ZM238 240V239H237ZM246 240V239H245ZM252 240V239H251ZM254 241H256L255 240V238L253 239ZM263 240V239H262ZM56 241V240H55ZM84 241V240H83ZM126 241V240H125ZM128 241V240H127ZM132 241V240H131ZM181 241V240H180ZM211 241V240H210ZM228 241V240H227ZM226 241V242H227ZM235 241V240H234ZM242 241V240H241ZM249 241V240H248ZM7 242V241H6ZM5 242V243H6ZM56 242H58V241H56ZM55 242V243H56ZM82 242V241H81ZM105 242V241H104ZM122 242V241H121ZM133 242V241H132ZM135 242V241H134ZM162 242V241H161ZM238 242V241H237ZM236 242V243H237ZM257 242H259V241H257ZM19 243V242H18ZM23 243H25V242H23ZM154 243V242H153ZM157 243V242H156ZM159 243V242H158ZM223 243V242H222ZM241 243V242H240ZM243 243V242H242ZM248 243V242H247ZM261 244H262V242H260ZM83 244V243H82ZM92 244V243H91ZM99 244V243H98ZM105 244V243H104ZM107 244V243H106ZM115 244V243H114ZM150 244V243H149ZM208 244H209V242H208ZM233 244V243H232ZM250 244H251V242H250ZM73 245V244H72ZM84 245V244H83ZM103 245V244H102ZM117 245V244H116ZM129 245V244H128ZM158 245V244H157ZM241 245V244H240ZM239 245V246H240ZM64 246V245H63ZM69 246V245H68ZM99 246V245H98ZM112 246V245H111ZM114 246V245H113ZM112 246V247H113ZM122 246V245H121ZM154 246V245H153ZM161 246V245H160ZM183 246H184V244H183ZM260 246V245H259ZM262 246V245H261ZM24 247V246H23ZM58 247V246H57ZM65 247V246H64ZM71 247V246H70ZM91 247V246H90ZM104 247V246H103ZM111 247V248H112ZM115 247V246H114ZM119 247V246H118ZM150 247V246H149ZM169 247V246H168ZM172 247V246H171ZM206 247V246H205ZM209 247V246H208ZM237 247H238V245H237ZM249 247V246H248ZM258 247V246H257ZM52 248V247H51ZM68 248V247H67ZM120 248V247H119ZM243 248H244V246H243ZM254 248V247H253ZM259 248V247H258ZM25 249H26V247H25ZM64 249V248H63ZM79 249V248H78ZM93 249H94V247H93ZM101 249H103V248H101ZM205 249V248H204ZM245 249V248H244ZM1 250V249H0ZM53 250V249H52ZM65 250V249H64ZM77 250V249H76ZM88 250V249H87ZM137 250V249H136ZM207 250V249H206ZM208 250H209V248H208ZM240 250V249H239ZM250 250V249H249ZM254 250V249H253ZM262 250H264V248L262 249ZM28 251V250H27ZM32 251V250H31ZM91 251V250H90ZM101 251V250H100ZM106 251H108L107 249H106ZM113 251V250H112ZM131 251V250H130ZM191 251V250H190ZM211 251V250H210ZM237 251V250H236ZM256 251V250H255ZM49 252V251H48ZM53 252V251H52ZM74 252V251H73ZM84 252V251H83ZM95 253H96V251H94ZM99 252V251H98ZM103 252V251H102ZM118 252V251H117ZM153 252V251H152ZM151 252V253H152ZM166 252V251H165ZM231 252V251H230ZM244 252V251H243ZM264 252V251H263ZM31 253H33V251L31 252ZM59 253V252H58ZM68 253V252H67ZM80 253V252H79ZM93 253V252H92ZM148 253H149V251H148ZM229 253V252H228ZM228 253H226V254H228ZM240 253H241V251H240ZM259 253V252H258ZM41 254V253H40ZM78 254V253H77ZM100 254V253H99ZM126 254V253H125ZM202 254V253H201ZM200 254V255H201ZM230 254V253H229ZM235 254H237V253H235ZM247 254V253H246ZM255 254V253H254ZM257 254V253H256ZM261 254V253H260ZM1 255V254H0ZM61 255V254H60ZM76 255V254H75ZM121 255V254H120ZM178 255V254H177ZM234 255V254H233ZM243 255H244V253H243ZM258 255V254H257ZM20 256V255H19ZM22 256V255H21ZM25 256V255H24ZM71 256V255H70ZM139 256V255H138ZM208 256V255H207ZM246 256V255H245ZM260 256V255H259ZM264 256V255H263ZM5 257V256H4ZM42 257V256H41ZM46 257H48V256H46ZM72 257V256H71ZM88 257V256H87ZM105 257V256H104ZM120 257V256H119ZM122 257H124V256H122ZM149 257V256H148ZM226 257V256H225ZM233 257V256H232ZM238 257V256H237ZM20 258V257H19ZM27 258V257H26ZM42 258H44V257H42ZM51 258V257H50ZM79 258V257H78ZM90 258V257H89ZM102 258V257H101ZM131 258V257H130ZM171 258V257H170ZM203 258V257H202ZM242 258V257H241ZM8 259V258H7ZM15 259V258H14ZM84 259V258H83ZM152 259V258H151ZM178 259V258H177ZM198 259V258H197ZM214 259V258H213ZM3 260V259H2ZM26 260V259H25ZM60 260V259H59ZM58 260V261H59ZM77 260V259H76ZM80 260H82V259H80ZM92 260V259H91ZM112 260V259H111ZM114 260V259H113ZM112 260V261H113ZM129 260V259H128ZM161 260V259H160ZM13 261V260H12ZM22 261V260H21ZM28 261V260H27ZM55 261V260H54ZM24 262V261H23ZM65 262V261H64ZM63 262V263H64ZM68 262V261H67ZM70 262V261H69ZM80 262H82V261H80ZM96 262V261H95ZM103 262V261H102ZM117 262V261H116ZM121 262V261H120ZM149 262H150V260H149ZM201 262V261H200ZM212 262V261H211ZM223 262H224V260H223ZM34 263V262H33ZM134 263V262H133ZM154 263V262H153ZM181 263H182V261H181ZM1 264V263H0ZM5 264V263H4ZM24 264V263H23ZM39 264V263H38ZM48 264V263H47ZM49 264H50V262H49ZM70 264H72V263H70ZM124 264H127V263H124ZM130 264V263H129ZM144 264H146V263H144ZM149 264V263H148ZM180 264V263H179ZM185 264V263H184ZM258 264V263H257Z\"/></svg>",
  "mask_w": 264,
  "mask_h": 264
}]
</instances>
